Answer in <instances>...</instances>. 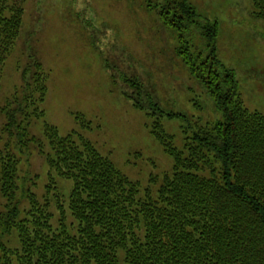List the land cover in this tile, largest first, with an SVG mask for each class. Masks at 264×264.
I'll return each mask as SVG.
<instances>
[{"label": "trees", "instance_id": "16d2710c", "mask_svg": "<svg viewBox=\"0 0 264 264\" xmlns=\"http://www.w3.org/2000/svg\"><path fill=\"white\" fill-rule=\"evenodd\" d=\"M251 1L254 15L264 20V0ZM148 4L164 25L178 32L176 53L206 85L222 120L196 126L182 149L155 120L152 133L173 165L154 192L141 191L84 136L62 137L44 124L49 170L73 182L68 204L77 225L71 232L64 211L59 228L52 230L45 207L30 195L29 210L19 212L14 203L17 156L8 142L0 150V194L12 206L2 221L0 264H264V114L246 109L234 78L219 70L213 52L217 24L201 32L212 48L210 55L193 53L182 35L194 25L193 7L186 0ZM23 16V0H0V78ZM22 79L24 84L1 109L5 123L0 134L38 150L26 126L43 115L39 105L45 100L47 77L34 61L22 71ZM125 81L138 95L134 105L143 109L142 82L135 77ZM148 103L163 113L150 98Z\"/></svg>", "mask_w": 264, "mask_h": 264}, {"label": "rangeland", "instance_id": "374dc122", "mask_svg": "<svg viewBox=\"0 0 264 264\" xmlns=\"http://www.w3.org/2000/svg\"><path fill=\"white\" fill-rule=\"evenodd\" d=\"M148 1L162 0H23L20 36L0 78V133L5 123L1 109L24 84L22 71L39 62L47 77V93L39 105L43 115L24 125L40 147L31 145L28 150L16 137L0 134V150L11 142L17 156V209L29 210L30 195L45 207L52 230L59 228L61 211L70 232L77 222L68 204L72 180L49 170L44 124L62 137L84 136L141 191L154 192L173 165L152 133L155 120L178 149L196 126L222 120L206 85L177 55L178 32L164 25ZM186 2L196 13L194 25L182 34L188 49L210 55L212 48L201 32L217 24L213 52L219 70L234 78L246 109L264 114V20L254 15L252 1ZM125 77L142 82L143 109L134 105L138 95ZM148 98L163 113L153 111ZM9 202L0 194V231L10 214Z\"/></svg>", "mask_w": 264, "mask_h": 264}]
</instances>
